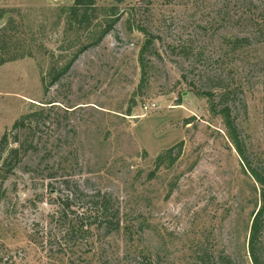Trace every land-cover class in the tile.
Masks as SVG:
<instances>
[{"label": "rangeland", "instance_id": "1", "mask_svg": "<svg viewBox=\"0 0 264 264\" xmlns=\"http://www.w3.org/2000/svg\"><path fill=\"white\" fill-rule=\"evenodd\" d=\"M72 2L0 0L9 52L32 55L0 66V138L21 116L43 111L31 148L0 182V244L15 264H198L202 253L251 264L259 188L199 93H231L247 154L264 172V0H96L98 9L117 7L119 20L44 94L40 78L106 21L98 12L87 28L67 29ZM138 28L153 39L141 65ZM180 141L179 157L145 181L154 158ZM51 173L119 197L149 225L139 243L115 237L105 251L49 252ZM262 246L264 254V232ZM140 249L147 260L134 258Z\"/></svg>", "mask_w": 264, "mask_h": 264}, {"label": "trees", "instance_id": "2", "mask_svg": "<svg viewBox=\"0 0 264 264\" xmlns=\"http://www.w3.org/2000/svg\"><path fill=\"white\" fill-rule=\"evenodd\" d=\"M113 1L119 2V0ZM98 12L106 18L101 31L90 43L83 45L68 62L58 67H50L48 73L40 78L44 94H47L49 89L62 79L80 54L89 47L96 46L101 42L102 38L113 28L120 17L115 6L98 9L96 0H73L72 6L68 9L65 17V27L67 29L82 30L87 28L90 25V18L95 19V14ZM5 31V28L0 29V66L32 56L30 52L10 53L7 39L5 40ZM138 31L145 38L138 54V61L141 65L143 56L153 46V39L144 29L138 28ZM199 94L209 102L210 114L221 117L229 142L239 157L244 170L259 188L256 209L252 214L248 230L247 254L251 264H264L262 246L264 232V172L254 165L251 157L247 154L244 141L232 117L231 106L228 105L231 93L226 88H222L217 95L211 91ZM51 104L47 103V105ZM42 112L40 110L21 116L12 124L9 130L2 134L0 138L1 183L11 176L13 170L31 148L30 132L32 126L36 125L37 117L39 118L43 114ZM189 124L185 120L184 125ZM183 146V141H180L157 155L153 160V170L147 173L145 181L153 180L159 169L173 163L181 154ZM144 157H146V153H144ZM52 174L47 177V180H50L47 189L52 197L48 204L53 209L52 214L49 216V222L52 225L51 230H54L53 233L50 231L45 241L50 246L49 252L55 249L63 254L68 249L77 250L87 246L91 250L95 245H97V248L101 246V251H105V243L109 244L107 241L115 237H122L129 243V246L139 243L149 225L142 216L132 219L119 197L96 187H85L70 176L54 177ZM133 256L135 259L147 260L149 255L148 251L140 249V252ZM197 260L198 264H210L213 261V264H232L228 257H222L220 254L213 257L208 253H202ZM0 264H15L14 256L2 244H0Z\"/></svg>", "mask_w": 264, "mask_h": 264}]
</instances>
